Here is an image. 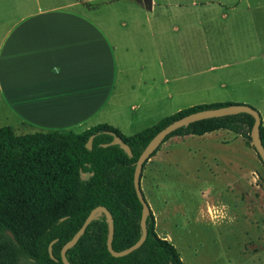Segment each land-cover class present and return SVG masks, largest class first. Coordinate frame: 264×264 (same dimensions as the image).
<instances>
[{
    "label": "crops",
    "instance_id": "crops-1",
    "mask_svg": "<svg viewBox=\"0 0 264 264\" xmlns=\"http://www.w3.org/2000/svg\"><path fill=\"white\" fill-rule=\"evenodd\" d=\"M27 1L0 6V127L15 136L99 124L131 136L167 108L263 87L264 4L190 0L173 5V22L154 16L168 0H125V16L93 14L104 0ZM187 9L193 19L181 20ZM203 59L214 66L200 70Z\"/></svg>",
    "mask_w": 264,
    "mask_h": 264
},
{
    "label": "trees",
    "instance_id": "trees-1",
    "mask_svg": "<svg viewBox=\"0 0 264 264\" xmlns=\"http://www.w3.org/2000/svg\"><path fill=\"white\" fill-rule=\"evenodd\" d=\"M226 106L230 104L185 108L131 136L105 124L81 133L57 130L21 136H15L9 127H0V264H62L61 247L95 207H103L111 216L112 251L120 252L133 245L141 234V205L133 190L132 175L143 148L170 122ZM252 123L246 114L198 121L173 131L161 145L172 137L202 136L220 130L249 143ZM89 137L91 146L86 149ZM113 138L128 147L130 157L112 144ZM258 138L264 150L261 120ZM160 146L142 164L141 171ZM140 178L141 173L139 181ZM145 229L144 242L138 249L113 258L106 250L107 221L98 213L65 251V259L69 264H183L174 247L155 233L151 212ZM52 241L50 259L47 247Z\"/></svg>",
    "mask_w": 264,
    "mask_h": 264
},
{
    "label": "rangeland",
    "instance_id": "rangeland-1",
    "mask_svg": "<svg viewBox=\"0 0 264 264\" xmlns=\"http://www.w3.org/2000/svg\"><path fill=\"white\" fill-rule=\"evenodd\" d=\"M104 1L106 5L94 2L98 8L93 14L109 11L124 16L131 14L130 10L124 9L127 6L125 0ZM75 2L57 0L58 4ZM189 2L168 0L165 12L156 9L154 16H171L173 22H177L174 20L180 18L176 16L173 5ZM234 2L241 5L264 4V0ZM191 10H185L181 20L193 19ZM212 65V61L203 59L200 70ZM262 84L263 87L245 91H228L230 101L220 103L254 109L264 127V81ZM176 110V107H171L147 117L131 131L136 134L176 113ZM158 151L160 155L156 163L147 161L144 165L139 187L153 215L155 233L174 247L181 262L264 264V169L250 143L238 135L220 130L199 137L174 139L165 147L161 145ZM253 172L259 177L256 183L251 182ZM221 205L228 206L226 211L228 216L234 217V222L229 223L225 219L214 224L210 220L208 206L219 208Z\"/></svg>",
    "mask_w": 264,
    "mask_h": 264
},
{
    "label": "water",
    "instance_id": "water-1",
    "mask_svg": "<svg viewBox=\"0 0 264 264\" xmlns=\"http://www.w3.org/2000/svg\"><path fill=\"white\" fill-rule=\"evenodd\" d=\"M238 114H246L249 115L253 119V123L251 126L250 134H249V139H250V145L255 152L256 156L259 158L260 163L264 167V150L261 146L260 140L258 138V127L260 124V118L258 113L248 107V106H242V105H230L226 107H221V108H216V109H208V110H203V111H198L195 113H191L188 115H185L177 120H174L170 122L168 125H166L164 128H162L160 131H158L151 139L150 141L146 144V146L143 148L139 156L137 157L133 169V175H132V185H133V190L135 193V196L141 205V211H140V219H139V228L141 231L140 237L138 240L128 247L127 249L120 251V252H113L111 249V241H112V235H113V226H112V219L110 214L103 208V207H95L93 208L86 218L84 219L82 225L80 228L76 231L74 236L66 242L60 249L59 251V259L62 264H69L64 256L65 251L71 247L73 244L76 243V241L79 239V237L83 234L85 228L88 226L90 221L93 219V217L98 214L102 213L104 217L106 218L107 221V239H106V250L109 253V255L113 258H120L123 256L128 255L129 253L135 251L138 249L141 244L144 242L145 236H146V229H145V220L147 215L149 214L150 210L148 205L143 199L142 193L140 191L139 187V176L141 173V167L142 164L150 157V155L161 145L162 141L167 137L170 133L173 131L183 128L188 126L189 124L198 122V121H203L207 119H214V118H222L226 116H234ZM91 141L92 137H89L86 144L85 148L89 149L91 146ZM112 144L119 146L128 157L131 156L130 150L128 147L123 144L118 138H113L112 139ZM82 177L84 175L82 174ZM54 241L50 242L48 247H47V252L50 257L52 258L51 255V247L53 245Z\"/></svg>",
    "mask_w": 264,
    "mask_h": 264
},
{
    "label": "clouds",
    "instance_id": "clouds-1",
    "mask_svg": "<svg viewBox=\"0 0 264 264\" xmlns=\"http://www.w3.org/2000/svg\"><path fill=\"white\" fill-rule=\"evenodd\" d=\"M53 71L56 72L57 75L59 74L58 68H54ZM251 175L253 176V180L251 182L256 183L259 177L254 172L251 173ZM210 188L211 186H209V189ZM227 207V205H221L219 208L208 206V217L214 224L217 222H222L225 219H227L229 223L234 222V217L228 216V213L226 211Z\"/></svg>",
    "mask_w": 264,
    "mask_h": 264
}]
</instances>
